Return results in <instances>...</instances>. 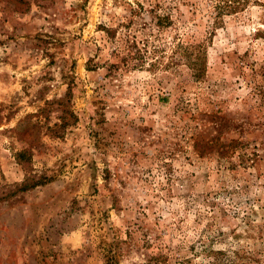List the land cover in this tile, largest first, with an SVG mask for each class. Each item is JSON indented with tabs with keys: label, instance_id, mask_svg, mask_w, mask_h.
<instances>
[{
	"label": "rangeland",
	"instance_id": "374dc122",
	"mask_svg": "<svg viewBox=\"0 0 264 264\" xmlns=\"http://www.w3.org/2000/svg\"><path fill=\"white\" fill-rule=\"evenodd\" d=\"M0 264H264V0H0Z\"/></svg>",
	"mask_w": 264,
	"mask_h": 264
},
{
	"label": "trees",
	"instance_id": "16d2710c",
	"mask_svg": "<svg viewBox=\"0 0 264 264\" xmlns=\"http://www.w3.org/2000/svg\"><path fill=\"white\" fill-rule=\"evenodd\" d=\"M201 42L192 41L188 43V46L185 49L184 57L186 58L189 67L193 71L194 78H200L204 74L205 70V51L202 50ZM26 150L20 152L19 158L24 157ZM40 178H35L34 176H28L25 181L21 184L20 189H30L40 185L46 181ZM45 180H48L45 178ZM108 260H113V256H110Z\"/></svg>",
	"mask_w": 264,
	"mask_h": 264
}]
</instances>
